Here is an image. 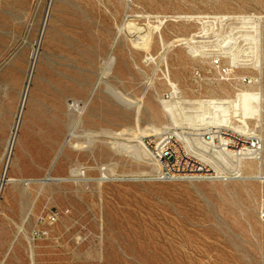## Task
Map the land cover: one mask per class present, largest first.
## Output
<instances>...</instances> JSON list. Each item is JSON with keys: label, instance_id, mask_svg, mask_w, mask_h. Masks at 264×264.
<instances>
[{"label": "rangeland", "instance_id": "rangeland-1", "mask_svg": "<svg viewBox=\"0 0 264 264\" xmlns=\"http://www.w3.org/2000/svg\"><path fill=\"white\" fill-rule=\"evenodd\" d=\"M247 90L263 155L243 180L160 182L130 151ZM4 168L0 264H264V0H0Z\"/></svg>", "mask_w": 264, "mask_h": 264}, {"label": "built area", "instance_id": "built-area-1", "mask_svg": "<svg viewBox=\"0 0 264 264\" xmlns=\"http://www.w3.org/2000/svg\"><path fill=\"white\" fill-rule=\"evenodd\" d=\"M210 68L221 79L229 80L233 68L218 58L210 60ZM194 76H199L195 72ZM240 84L250 85L248 77ZM149 156L158 164L154 179L160 182H235L244 179V164H261L263 139L259 134L243 132L229 126L166 129L146 144ZM6 168L0 174V192L6 184ZM258 219L264 223V200L258 210ZM54 213L39 218L40 223L52 224ZM37 231L36 235H45Z\"/></svg>", "mask_w": 264, "mask_h": 264}, {"label": "bare ground", "instance_id": "bare-ground-1", "mask_svg": "<svg viewBox=\"0 0 264 264\" xmlns=\"http://www.w3.org/2000/svg\"><path fill=\"white\" fill-rule=\"evenodd\" d=\"M109 62H113V60L109 61ZM233 62H234V60L232 58L230 60V63H233ZM233 64H235V63H233ZM168 83H169L173 93L176 94L177 90H176L175 85L171 82H168ZM161 102H163V101H161ZM196 103H197L196 107L192 108V113H194V115L184 116L185 124L187 125L186 127H188V126H192V127H196V126H198V127H200V126L201 127H205V126H217V127L229 126V127H232L236 130H240L243 132H245V131L252 132L249 129L248 123L246 122L245 119H248V118H251L255 115H258V112L260 110L259 95L257 92L252 91V90L238 91L234 94L233 98H228V99H224V100H216V99L199 100ZM163 107L171 119L170 126L171 127H177V126L181 125L178 122H176L175 118L173 117L170 104L164 103ZM207 110H209V113ZM230 110L233 113V117L237 118V121L239 122V124H235V125L231 124V120H230V117L228 115ZM259 120H260V118H259ZM168 128H169V126H163V127H159V128L151 127L150 131L155 133L156 135H158ZM137 143H138V146H133V147L131 146L132 150H130V151H132V153L136 156H139L140 154L148 155L145 146L142 144V141L140 139H138ZM61 148H62V146H61ZM56 159H57V155L54 157L52 164H54ZM139 159H140V157H139ZM51 180H57V179H51ZM16 181L17 180L15 178L8 177L6 184H8V183L14 184Z\"/></svg>", "mask_w": 264, "mask_h": 264}]
</instances>
